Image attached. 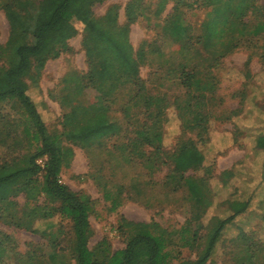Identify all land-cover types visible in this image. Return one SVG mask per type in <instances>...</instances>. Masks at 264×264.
<instances>
[{
	"label": "rangeland",
	"instance_id": "rangeland-1",
	"mask_svg": "<svg viewBox=\"0 0 264 264\" xmlns=\"http://www.w3.org/2000/svg\"><path fill=\"white\" fill-rule=\"evenodd\" d=\"M259 2L264 4V0ZM160 4L161 0H103L90 6L89 23L74 22L77 33L68 40L66 51L46 62L36 84L28 79L27 92L49 131L63 130V114L71 105H88L103 99L99 91L86 86L87 79L83 75L89 69V61L100 68L109 59V65L114 69L110 73L102 71L103 75L98 74V78H110L124 84L140 76L149 91L168 94L169 105L162 120L163 139L160 146L163 150L172 152L181 138L196 139L194 132L183 128L172 105L173 97L180 88L172 83V78H158L161 59L168 56L176 62L179 59V44L162 27L166 24L165 19L173 13V8L177 7L178 21L188 28L187 34L195 40L203 21L220 12L223 4L166 0L162 12L157 15L155 10ZM8 35L9 24L0 9V44H5ZM144 41L145 53L141 52ZM263 43L264 38H259L256 44L240 47L213 68L218 83L214 98L209 103L208 130L205 140L197 141L204 160L201 167L184 172L178 190L172 191L170 186L164 185L170 166L160 165L158 160L155 162L158 167L147 168V162L138 156L139 148L133 153L132 163L124 161L119 145L133 135L134 124L141 121L143 113L139 102L138 107H132L128 116H124L120 104L126 100L128 88L121 86L117 90V100L110 104V115L124 122L126 132L118 137L103 138L99 145H72L73 155L59 174L61 183L74 191L87 193L92 201L90 248L98 245L108 251L122 248L124 238L119 229L122 217L134 221H155L160 228L174 229L188 220L193 234L198 236L213 218L228 215V200L250 197L248 209L225 227L206 264H258L262 253L252 256L245 241L249 235L251 240L264 243V149H255L256 135L264 134V113L259 109L264 101ZM150 44L151 47L148 46ZM155 46L158 52L164 53L163 57L150 51ZM116 48L126 58L124 62L115 55ZM249 56L250 62L245 64ZM160 82L163 84L157 88ZM16 117L11 103L0 102V130L10 133L6 143L13 144L18 152L28 147V141L23 138L22 125ZM6 152L1 144L0 155ZM44 161L45 158L41 157L37 163L42 166ZM17 165L19 163L13 168ZM3 170L0 168V174ZM103 184H106L112 197L121 191V204L114 210L110 209V201L103 197ZM10 199L14 201L10 212L0 215V231L8 235L3 245L10 251L4 260L9 264H74L65 242L70 235L69 219L57 212L46 217L38 216L40 210L48 212L52 205L42 194L27 199L20 192ZM34 205H39L31 216V227L36 230L18 228L15 223L20 224L30 218L26 214L27 206ZM50 236L60 240L54 257V248L48 240ZM182 254L188 259L195 255L194 250L187 247L182 249ZM28 256L34 259L29 262Z\"/></svg>",
	"mask_w": 264,
	"mask_h": 264
},
{
	"label": "trees",
	"instance_id": "trees-1",
	"mask_svg": "<svg viewBox=\"0 0 264 264\" xmlns=\"http://www.w3.org/2000/svg\"><path fill=\"white\" fill-rule=\"evenodd\" d=\"M102 1L0 0V9L9 24L8 38L5 44H0V102L14 106L16 120L22 125L21 134L28 141V147L17 152L13 144L6 143L11 137L10 133L0 130V145L3 144L7 151L0 155V168L5 169L0 174V215L10 212V206L14 204L11 196L22 192L30 199L42 194L52 205L48 212L40 210L38 216L46 217L57 212L70 221V235L65 242L74 264H206L225 227L248 209L250 197L228 200V215L213 218L198 236L193 234V227L188 220L174 229L160 228L155 221H134L122 217L119 229L123 234L124 246L108 251L106 247L100 248V245L95 248L88 246L92 201L87 193L74 191L61 183L59 174L73 155L72 145H99L103 138L118 137L126 132L124 122L110 115V104L117 100L116 92L122 86L128 88L126 100L120 104L124 116H128L132 107H138L139 102L143 113L141 121L134 124L133 135L119 145L124 161L132 163L133 153L139 148L138 156L140 160L147 162V168L158 167L155 164L158 160L161 161L160 165L170 166L164 185L170 186L172 191L178 190L182 185L184 172L201 167L204 160L197 141L205 140L211 114L209 103L214 98L218 83L212 70L225 56L264 38V4L259 0H200L204 5L223 4V7L220 12L203 21L201 32L195 40L187 34L188 28L178 21L177 7L165 19L166 24L162 28L174 36L179 44V59L177 62L171 56L161 59L158 78H172V83L180 88L173 97L172 105L177 110L183 128L194 132L196 137L179 139L173 151L168 153L160 146L163 139V114L169 105L168 94L149 91L145 80L140 76H135L124 84L110 78H98V74L103 75L102 71L110 73L114 69L109 65V59L102 67L99 65L100 68L95 62L89 61V69L83 75L87 79L86 86L99 91L103 99L88 105H71L63 114V130L60 132L49 131L27 92L30 84L28 79L36 84L39 72L46 62L66 51L68 40L77 33L74 22L89 23L90 6ZM165 2L166 0H161L155 14L162 12ZM143 45H146V41L141 45V52L146 49ZM148 46L151 47V44ZM150 51L157 52L159 57L164 55L163 52H158L157 46ZM115 55L121 62L126 60L117 48ZM250 59L249 56L245 64H249ZM163 64L167 66L165 69ZM160 84L163 82L156 87ZM259 109L264 113V101ZM255 149H264V134L256 135ZM41 157L45 158L42 166L37 163ZM17 163L19 165L13 168ZM120 192L117 191L112 197L106 184H103V197L110 201L111 210L121 204ZM37 209L39 205L27 206L26 214L30 218L15 225L35 231L31 227V216ZM45 233L46 231L43 234ZM0 236V264H9L4 258H8L10 251L3 245L8 235L0 231ZM48 240L54 248V257L60 240L54 236H50ZM245 245L254 257L262 253L258 264H264V243L251 240L248 235ZM186 247L194 250L192 259L183 256L182 249ZM32 259L33 256H28L29 262Z\"/></svg>",
	"mask_w": 264,
	"mask_h": 264
}]
</instances>
